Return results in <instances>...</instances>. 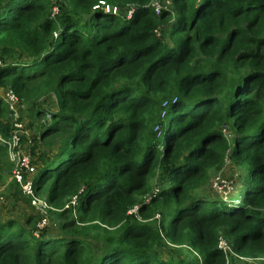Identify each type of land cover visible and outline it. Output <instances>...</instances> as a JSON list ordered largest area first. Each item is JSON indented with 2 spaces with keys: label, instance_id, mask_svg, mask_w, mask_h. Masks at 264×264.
Returning <instances> with one entry per match:
<instances>
[{
  "label": "trees",
  "instance_id": "16d2710c",
  "mask_svg": "<svg viewBox=\"0 0 264 264\" xmlns=\"http://www.w3.org/2000/svg\"><path fill=\"white\" fill-rule=\"evenodd\" d=\"M99 1L0 0V88L27 114L23 149L57 225L38 232L42 216L21 224L19 205L1 203L0 264L264 257V0H172L159 13L154 0H106L135 6L130 19ZM11 116L0 97L6 134ZM228 159L245 171L239 196L200 194ZM12 169L0 144V183Z\"/></svg>",
  "mask_w": 264,
  "mask_h": 264
},
{
  "label": "built area",
  "instance_id": "2783aa9c",
  "mask_svg": "<svg viewBox=\"0 0 264 264\" xmlns=\"http://www.w3.org/2000/svg\"><path fill=\"white\" fill-rule=\"evenodd\" d=\"M171 2L172 0H154L152 5L159 13L163 8H168L171 5ZM94 9H104L106 12H112L113 14L121 15L127 19H130L134 14L135 6H130L122 12V9H120V7L108 3L106 0H100L98 4L94 6ZM57 11L58 9L55 8V13H57ZM2 66L3 61L0 60V68ZM4 101L10 109L13 120L11 122V129L7 134L4 133L3 125L0 120V144L6 147L8 159L13 164L11 179L19 184L22 194L26 197H30L32 200V204L38 210H42V212L44 213L49 210L51 206L48 204L45 197H39L36 195L34 180L31 177V174L35 171V166L32 162L31 155L29 153H26L23 149L22 139L24 136H28L29 131L26 128L25 123L20 120V99L13 91L8 90L6 95L4 96ZM26 173H30V176L26 177ZM157 191L158 189L154 191V193H156ZM77 199L78 196H74L72 201L66 207H69L70 205H75L77 203ZM45 209L47 210L45 211ZM129 213L137 214L138 206L131 209ZM43 216L44 217H42L37 223L38 232L43 229L48 223V217L44 214ZM156 218H160V215L158 214ZM221 246L226 251L231 250L230 243L225 238L222 240ZM242 258L249 260L254 259L245 257Z\"/></svg>",
  "mask_w": 264,
  "mask_h": 264
},
{
  "label": "rangeland",
  "instance_id": "374dc122",
  "mask_svg": "<svg viewBox=\"0 0 264 264\" xmlns=\"http://www.w3.org/2000/svg\"><path fill=\"white\" fill-rule=\"evenodd\" d=\"M166 40L167 42H169L170 45L174 44L173 41L170 39V37H168V35H166ZM19 113H20V118L23 119L24 123L26 122L25 126H27V123H28V118L26 117L27 114L24 112L21 113V110H19ZM7 119L8 120L10 119L12 121L13 117L11 116L9 118H5V117L2 118L3 121ZM26 128L29 129L28 127ZM227 133L231 139L235 137V132L233 130L229 132L227 131ZM244 174H245V171L243 168L235 167L232 164V162L228 159L223 171L214 175L209 187H205L204 189L200 190L199 193L200 194L201 193L212 194V192H214L215 190L216 193H219L220 197L222 196L221 198L223 199H227V197H230V196H233V197L237 195L239 196V194L242 192V190L240 191L238 189V187L242 184V181H240V178ZM10 180H11V177H9L8 181L6 180L5 182L0 183V201H2L3 207L7 208L10 203H14L15 207L19 205L20 208H17V209L14 208L13 210H9V211L12 214L14 213L21 220V224H24L23 220H26L27 216L30 214L37 213V215L42 216V217H44L43 216L44 214L48 217L47 209H45V211L46 210L47 211L43 213L42 210H38L37 208L36 210L35 208H33L30 205L29 201H27L20 194L17 193L16 186H14V184H10ZM8 184L10 185L8 186ZM156 190L157 189H155V191ZM30 202H32L31 199H30ZM12 214L10 216H13ZM55 223L56 222L53 221V218L49 216L47 225H50L51 227H57ZM243 259L244 258H242V260ZM248 263L264 264V257L257 258V259H250V260L244 259L243 261H238V264H248Z\"/></svg>",
  "mask_w": 264,
  "mask_h": 264
},
{
  "label": "crops",
  "instance_id": "0c3cea01",
  "mask_svg": "<svg viewBox=\"0 0 264 264\" xmlns=\"http://www.w3.org/2000/svg\"><path fill=\"white\" fill-rule=\"evenodd\" d=\"M8 90L5 91V93L2 92V89L0 88V97H4L6 95ZM28 138H30V130L28 129ZM26 153H28L27 150H25ZM2 203V201H0ZM6 212H7V209H2V211H0V220H2V217H6ZM21 221V220H20ZM24 221V220H23Z\"/></svg>",
  "mask_w": 264,
  "mask_h": 264
}]
</instances>
